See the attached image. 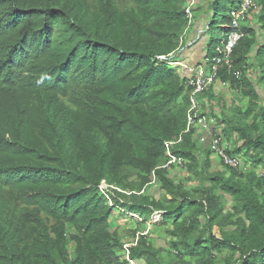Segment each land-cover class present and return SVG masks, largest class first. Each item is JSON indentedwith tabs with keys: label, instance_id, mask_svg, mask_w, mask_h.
Masks as SVG:
<instances>
[{
	"label": "trees",
	"instance_id": "16d2710c",
	"mask_svg": "<svg viewBox=\"0 0 264 264\" xmlns=\"http://www.w3.org/2000/svg\"><path fill=\"white\" fill-rule=\"evenodd\" d=\"M186 1L0 0V264H129L126 243L136 264H264V0L198 95L242 169L214 166L209 139L185 131L192 87L166 61ZM242 1L194 7L217 33L207 69ZM167 148L182 177L161 167ZM114 212L134 228H113ZM155 213L161 244L141 230Z\"/></svg>",
	"mask_w": 264,
	"mask_h": 264
},
{
	"label": "built area",
	"instance_id": "2783aa9c",
	"mask_svg": "<svg viewBox=\"0 0 264 264\" xmlns=\"http://www.w3.org/2000/svg\"><path fill=\"white\" fill-rule=\"evenodd\" d=\"M198 0H187L185 13L188 18V26L193 23V9L197 5ZM258 4L257 0H243L239 7L231 9L229 11L230 16L232 17L231 29L224 34L223 40L215 47L217 54L212 58L211 61L214 62V65L207 69V63L209 59L206 57L205 63L201 65H189L179 59H168L166 63L170 67H177L178 70H185L190 76L187 81L188 84L192 87V90L189 95V106L186 114V130L188 131L190 127L196 128L198 135V144L206 143L209 139L208 144L212 150V155L216 157L226 166L232 167L234 169L243 168V160L239 156H230L226 153V150L231 148V142L222 141L221 137L213 133L211 127V121L209 120L206 113L203 112L201 103L198 99V95L204 91V89L209 86L216 78L217 66L222 63L227 66L230 70V54L233 47L237 44L238 40L244 35L241 30V23L248 17V13L251 9L253 11L257 10ZM183 36L181 37V41ZM181 43V42H180ZM171 55V54H170ZM233 75L238 78L240 76V71H233ZM173 142H167V144H172ZM166 161L161 167L166 168H185L186 160L182 157L176 156L167 148L166 152ZM155 178L153 177L150 186L155 184ZM108 185L102 181L100 189L104 191ZM161 219L160 215H158ZM150 226V225H149ZM142 232L146 234L149 231ZM137 239H134V241ZM134 243H126L124 249L126 251L125 257L128 260L129 264H136L133 260L129 259L127 248Z\"/></svg>",
	"mask_w": 264,
	"mask_h": 264
},
{
	"label": "crops",
	"instance_id": "0c3cea01",
	"mask_svg": "<svg viewBox=\"0 0 264 264\" xmlns=\"http://www.w3.org/2000/svg\"><path fill=\"white\" fill-rule=\"evenodd\" d=\"M199 15L194 18L193 23L187 28L186 32L184 33L181 46L176 51V55H175L177 57V59H179V60H181V61H183L189 65L204 64L205 59H206V46L208 44L209 36L207 35L206 30L204 28L206 25L204 18L202 16V20H200ZM261 39H262V37H261ZM179 71L186 79H188V77L190 76L185 70L181 69ZM248 76H250L253 80L256 79L255 73L253 71L248 73ZM214 89L216 92L222 94V96L226 100L228 106L231 105L233 99L227 101V99H226L227 91L230 93L231 98H237L236 95H234L227 88V86H225L219 82L215 83ZM225 90H227V91H225ZM240 101L243 102L245 100L241 99ZM215 110L219 111L217 106H215ZM208 118L210 119L211 117L208 115ZM210 121H211L212 129L218 130L217 125L215 124V122L213 123L212 118L210 119Z\"/></svg>",
	"mask_w": 264,
	"mask_h": 264
},
{
	"label": "rangeland",
	"instance_id": "374dc122",
	"mask_svg": "<svg viewBox=\"0 0 264 264\" xmlns=\"http://www.w3.org/2000/svg\"><path fill=\"white\" fill-rule=\"evenodd\" d=\"M202 16H203V18H204V21H206L205 19V14L203 13V12H201V14L199 15V18H200V20H202ZM206 23V22H205ZM205 30H207V25H205ZM215 31V30H214ZM213 35V36H212ZM212 35H210L209 36V38H208V40L211 38V40L215 37V36H217V33H213ZM184 36V35H183ZM220 37H221V35H220ZM185 38V37H184ZM225 91H227V90H225ZM224 92V91H223ZM226 93V92H225ZM227 96H226V99H227V101H229V100H231V99H233V98H231V95H230V93L227 91ZM232 104V103H231ZM244 104V103H243ZM242 104V102H240V105H243ZM230 105V104H229ZM213 123H214V121H213ZM212 164L214 165V166H218V167H220L219 165V160L216 158V157H214V155H212ZM170 171H171V174H173V175H176V177H182L184 174L182 173L183 171H184V168H179V169H174V168H171L170 169ZM148 192L150 193H152V194H154L156 197H159L160 196V190H159V188H158V186L156 185V184H154L153 186H149V188H148ZM156 216V217H155ZM154 217H153V219H151L150 221H149V223H147V224H144L143 226H141V230L144 232V231H146V229H148V227H149V229L152 231L151 233H152V237L154 238V239H156L155 241L157 242V243H159V244H161V243H163V239H162V233H158L157 231H158V228H155V226H151L152 224H157V223H159V221L161 220L160 218H159V216L157 217V215H155ZM159 219V220H158ZM110 223H111V225H112V227L113 228H115V227H117L118 228V230L120 231V233H125L126 234V232H127V230H130L131 228H134V226H135V223H134V221L133 220H131V219H129L128 218V216L127 215H125V214H122V213H119V212H114L113 213V215H112V217L110 218ZM150 225V226H149ZM131 240V237L129 236V235H127V236H125L124 237V239H123V241H125V242H127V241H130ZM131 264V263H130Z\"/></svg>",
	"mask_w": 264,
	"mask_h": 264
},
{
	"label": "water",
	"instance_id": "95a60500",
	"mask_svg": "<svg viewBox=\"0 0 264 264\" xmlns=\"http://www.w3.org/2000/svg\"><path fill=\"white\" fill-rule=\"evenodd\" d=\"M155 215H157V216H158L159 214L155 213V214L152 216V218H151V219H153V217H154Z\"/></svg>",
	"mask_w": 264,
	"mask_h": 264
},
{
	"label": "bare ground",
	"instance_id": "6f19581e",
	"mask_svg": "<svg viewBox=\"0 0 264 264\" xmlns=\"http://www.w3.org/2000/svg\"><path fill=\"white\" fill-rule=\"evenodd\" d=\"M156 217V216H155ZM158 217V216H157ZM159 220V219H158Z\"/></svg>",
	"mask_w": 264,
	"mask_h": 264
},
{
	"label": "clouds",
	"instance_id": "9594fccd",
	"mask_svg": "<svg viewBox=\"0 0 264 264\" xmlns=\"http://www.w3.org/2000/svg\"><path fill=\"white\" fill-rule=\"evenodd\" d=\"M258 4V3H257Z\"/></svg>",
	"mask_w": 264,
	"mask_h": 264
}]
</instances>
